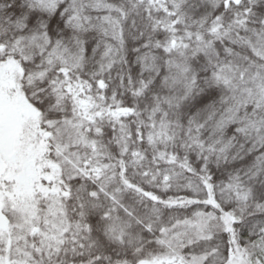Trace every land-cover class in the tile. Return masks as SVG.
Masks as SVG:
<instances>
[{
  "label": "snow or ice",
  "instance_id": "1",
  "mask_svg": "<svg viewBox=\"0 0 264 264\" xmlns=\"http://www.w3.org/2000/svg\"><path fill=\"white\" fill-rule=\"evenodd\" d=\"M0 264H264V0H0Z\"/></svg>",
  "mask_w": 264,
  "mask_h": 264
}]
</instances>
